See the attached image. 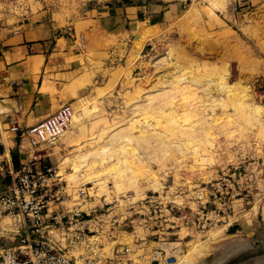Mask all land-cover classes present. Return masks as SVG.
<instances>
[{
  "label": "rangeland",
  "instance_id": "1",
  "mask_svg": "<svg viewBox=\"0 0 264 264\" xmlns=\"http://www.w3.org/2000/svg\"><path fill=\"white\" fill-rule=\"evenodd\" d=\"M127 3L173 15L161 27L141 17L143 31L127 43L131 58L97 97L73 108L60 139L73 146L59 166L73 196L66 205L123 220L125 198L192 192L226 166L250 165L258 182L250 205L236 201L234 219L208 233L183 229L184 252L172 264H264V225L255 218L264 201V0H0V27L44 14L82 20L88 10ZM82 187L90 188L84 204ZM240 215L252 228L245 236L230 232ZM144 234L127 231L106 251ZM138 255V264H152L145 251Z\"/></svg>",
  "mask_w": 264,
  "mask_h": 264
},
{
  "label": "built area",
  "instance_id": "2",
  "mask_svg": "<svg viewBox=\"0 0 264 264\" xmlns=\"http://www.w3.org/2000/svg\"><path fill=\"white\" fill-rule=\"evenodd\" d=\"M73 115L72 106L65 105L30 129L33 149L57 146L71 129ZM59 173V167L41 170L32 162L10 173L11 182L0 193V264H138L143 251L152 264H172L177 258L166 247L180 240L183 229L205 234L229 223L234 203L252 198L258 188L250 165H229L192 192L165 188L136 202L125 198L129 216L122 220L103 209L88 212L66 205L73 196ZM8 174L0 171V178ZM89 189L78 191L83 204ZM6 217L13 220L11 227L2 225ZM137 229L145 234L137 235L132 246L106 251L111 241Z\"/></svg>",
  "mask_w": 264,
  "mask_h": 264
},
{
  "label": "crops",
  "instance_id": "3",
  "mask_svg": "<svg viewBox=\"0 0 264 264\" xmlns=\"http://www.w3.org/2000/svg\"><path fill=\"white\" fill-rule=\"evenodd\" d=\"M172 12L173 9L162 6L137 7L127 3L88 10L82 20L64 21L44 14L17 26L1 28L0 171L9 174L0 178V193L11 182L10 173L25 164L32 162L41 170L60 166L73 147L70 139L35 151L29 130L65 105L75 108L81 101L97 97L122 65L120 62L125 59L127 63L131 58L127 43L143 31L141 17L153 20V27H161ZM250 199L239 201L249 206ZM243 217H237L240 222L230 232L245 236L252 231L241 220ZM255 218L264 225V201ZM240 245L227 255L244 250V243ZM166 249L169 256L177 258L184 252V242L180 238Z\"/></svg>",
  "mask_w": 264,
  "mask_h": 264
},
{
  "label": "bare ground",
  "instance_id": "4",
  "mask_svg": "<svg viewBox=\"0 0 264 264\" xmlns=\"http://www.w3.org/2000/svg\"><path fill=\"white\" fill-rule=\"evenodd\" d=\"M6 219H10V218H9V217H6L4 220H6ZM4 220H3V222H4ZM3 222H2V223H3ZM239 245H240V244H239ZM241 246H242V245H241ZM239 250H240V249H239ZM233 252H234V251H233Z\"/></svg>",
  "mask_w": 264,
  "mask_h": 264
}]
</instances>
